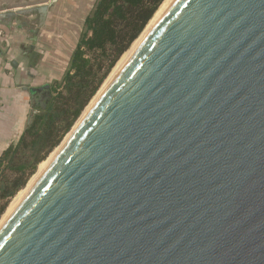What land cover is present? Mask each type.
<instances>
[{"label": "water", "instance_id": "1", "mask_svg": "<svg viewBox=\"0 0 264 264\" xmlns=\"http://www.w3.org/2000/svg\"><path fill=\"white\" fill-rule=\"evenodd\" d=\"M55 1L0 0V24L35 14L34 41ZM0 264H264V0H171L0 226Z\"/></svg>", "mask_w": 264, "mask_h": 264}, {"label": "trees", "instance_id": "2", "mask_svg": "<svg viewBox=\"0 0 264 264\" xmlns=\"http://www.w3.org/2000/svg\"><path fill=\"white\" fill-rule=\"evenodd\" d=\"M162 2L95 1L84 18L65 72L50 86L46 104L30 113L16 141L0 152V215L8 200L24 187L36 165L58 145Z\"/></svg>", "mask_w": 264, "mask_h": 264}, {"label": "crops", "instance_id": "3", "mask_svg": "<svg viewBox=\"0 0 264 264\" xmlns=\"http://www.w3.org/2000/svg\"><path fill=\"white\" fill-rule=\"evenodd\" d=\"M50 9L43 23L47 40L51 36L46 25L50 20ZM19 24L17 19L12 22V29L0 24V152L16 141L30 113L46 104L42 92H32L30 88L48 85L50 90L51 82L60 80L68 65V60H59L62 57L60 49L51 56L44 47L41 27L28 51H24L26 40L31 38Z\"/></svg>", "mask_w": 264, "mask_h": 264}, {"label": "rangeland", "instance_id": "4", "mask_svg": "<svg viewBox=\"0 0 264 264\" xmlns=\"http://www.w3.org/2000/svg\"><path fill=\"white\" fill-rule=\"evenodd\" d=\"M95 1L96 0H57V1L53 2L49 6V8H51L50 9L51 14L49 16L50 20H49L48 24H46V25H48L47 27L49 28V31L51 32L50 33L51 36H50V38L48 40L46 39V35H47L46 32L47 31L46 32L44 31V28H43V25H42L41 29L43 30V33L41 34V39H42V43L44 42V47L47 48L50 51L49 54L51 56H52V52L57 53V51L60 49L62 51V57H59L60 58L59 60L63 61L65 59V60H68V62H69V58L71 56V54H70L71 48H72L73 44L77 42V40H78V38L80 36V33H81L82 29H83L84 18L91 11ZM17 20L20 23L23 22V21L25 22L24 28L27 31V37H31L32 34L30 32H28L27 29L36 27L37 15L34 14V15H29V16H19L17 18ZM51 25H54L53 26L54 28L50 29ZM140 34H139V36H140ZM136 39L133 41L134 43H135ZM26 41H27V43L25 44L26 46L24 48V51L27 52L29 47H30L31 40L27 39ZM133 42L131 43L130 47L117 60L115 65L111 68V70L107 74L106 78L104 79V81L100 85V87H99L100 89H101V87H103L104 84H106L105 82H107L108 79H110L111 76L114 74L113 72H115V69H116L117 65H119L118 62L121 63V61H124V59L127 57L128 53L130 52V50L132 48L131 46L133 45ZM69 54H70V56H69ZM125 54H126V56H125ZM52 83L53 82H51V84ZM100 89H98L97 92ZM96 93H95V95H96ZM93 97L89 100V102L86 104L85 107L88 106V104L92 101ZM85 107L83 108V110L80 113V115L78 116V118H80V116L82 115L83 111L85 110ZM37 110L39 111V108H37ZM37 110H33V111H37ZM78 118L74 121V123L71 125L70 129L63 135V137H61V140L58 143V145H56L45 156V158L36 165V168H35L34 172L29 177V179L27 180V182L24 185V187L19 189L15 193V195L8 200L4 211L0 215V220L2 219V217H4L5 213L8 212V209L10 208V206H11L12 202L14 201V199L16 197L20 196L19 191L21 192L22 190H25L26 187L28 186L29 182L32 180V178L39 172L40 165L43 162H46L47 160H49V157L51 158L52 153L55 152V150L62 143V141L64 140L66 135H68L69 131L72 129L74 124L77 123V121L79 120ZM3 174H6L8 176V175H10V172L9 171H4ZM20 198H19V200H20ZM16 201L18 202V200H16ZM17 202H15V203L17 204ZM0 204H1V202H0ZM16 204H14L13 207H15Z\"/></svg>", "mask_w": 264, "mask_h": 264}, {"label": "bare ground", "instance_id": "5", "mask_svg": "<svg viewBox=\"0 0 264 264\" xmlns=\"http://www.w3.org/2000/svg\"><path fill=\"white\" fill-rule=\"evenodd\" d=\"M171 0H163V2L160 4V6H159V8L156 10V12L154 13V15L152 16V18L149 20V22L147 23V25L145 26V28H144V30L141 32V34H140V36L136 39V41H135V43L133 42V45L131 46L132 48H131V50H130V52L128 53V55H127V57L132 53V51L136 48V46L139 44V42L141 41V39L144 37V35L147 33V31L150 29V27L153 25V23L157 20V18L161 15V13L164 11V9L167 7V5L169 4V2H170ZM125 56H126V54H125ZM124 57V56H123ZM127 57L124 59V61L127 59ZM124 61H121V63H119L118 62V64L119 65H117V67H116V69H115V72H113L114 74L118 71V69L122 66V64L124 63ZM114 71V70H113ZM113 74V75H114ZM112 75V76H113ZM112 76H111V78H112ZM110 78V79H111ZM110 79H108V81L110 80ZM108 81L107 82H105L106 84L108 83ZM106 84H104L103 85V87H101V89L96 93V95H94V97H93V99H92V101L88 104V106L87 107H85V110L83 111V113H82V115L80 116V118H78L79 120L81 119V117L84 115V113L88 110V108L90 107V105L93 103V101L96 99V97L99 95V93L102 91V89L106 86ZM78 120V121H79ZM78 121H77V123H78ZM76 123V124H77ZM76 124H74V126L76 125ZM73 126V127H74ZM66 137H67V135H66ZM65 137V138H66ZM64 138V139H65ZM64 141V140H63ZM58 149V148H57ZM57 149L55 150V152L57 151ZM54 152V153H55ZM54 153H52V155H51V158L53 157V155H54ZM51 158L49 157V160H47L46 162H43L41 165H40V169H39V172L32 178V180L29 182V184H28V186L26 187V189L25 190H22L21 192L19 191V194H20V196H18L19 198L22 196V195H24L25 193H26V191L30 188V186L33 184V182L36 180V178L38 177V175L43 171V169L46 167V165L49 163V161L51 160ZM18 197H16L15 199H14V201L15 202H17L16 200H18V202L20 201L19 200V198ZM23 197V196H22ZM21 197V198H22ZM18 198V199H17ZM20 198V199H21ZM12 202V204H11V206H10V208L8 209V212L7 213H5V215H4V217H2V219L0 220V226L2 225V223L5 221V219L8 217V215L11 213V211H12V209H14V207H13V205L14 204H16L15 202ZM17 202V203H18ZM17 205V204H16ZM15 205V206H16Z\"/></svg>", "mask_w": 264, "mask_h": 264}, {"label": "flooded vegetation", "instance_id": "6", "mask_svg": "<svg viewBox=\"0 0 264 264\" xmlns=\"http://www.w3.org/2000/svg\"><path fill=\"white\" fill-rule=\"evenodd\" d=\"M24 24H25V22L23 21V22H21L20 25L24 26ZM35 28H36V27H35ZM35 28H28V29H27L28 32H30V33L32 34V36L30 37V38H31V43L33 42V41H32L33 32L31 31V29H35ZM43 95L45 96V93H44V92L41 93V96H42V97H43ZM44 99H45V98H44ZM42 106H43V105H42Z\"/></svg>", "mask_w": 264, "mask_h": 264}]
</instances>
